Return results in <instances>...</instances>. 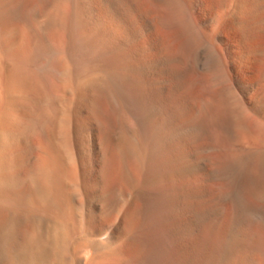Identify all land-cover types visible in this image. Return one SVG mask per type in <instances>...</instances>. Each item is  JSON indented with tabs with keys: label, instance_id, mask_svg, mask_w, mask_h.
<instances>
[{
	"label": "bare ground",
	"instance_id": "obj_1",
	"mask_svg": "<svg viewBox=\"0 0 264 264\" xmlns=\"http://www.w3.org/2000/svg\"><path fill=\"white\" fill-rule=\"evenodd\" d=\"M199 4L0 0L2 263L72 264L79 234L139 245L148 221L178 235L183 264H214L218 199V264H264V0L219 4L234 68ZM42 56L66 65L46 74Z\"/></svg>",
	"mask_w": 264,
	"mask_h": 264
},
{
	"label": "rangeland",
	"instance_id": "obj_2",
	"mask_svg": "<svg viewBox=\"0 0 264 264\" xmlns=\"http://www.w3.org/2000/svg\"><path fill=\"white\" fill-rule=\"evenodd\" d=\"M220 2H221V0H200V4L196 7L195 14H194V17L196 18V21L199 23V20H202V21L209 20V21H211L212 19H214L215 20V24L217 25V27L219 29L220 24H221V20H222L221 18H222V11H223L221 9L218 10ZM230 5L231 4L229 3V7H230ZM214 7H215V9H214ZM166 35L167 34H165V36ZM219 35H220L219 36L220 39L223 41L222 47L225 49L224 50L225 51L224 54L229 55L228 57H229V59L231 61L230 63H231V65L234 68L235 67V62H236L235 55L237 53L236 41H235V40H237L236 34L231 32V31H229L228 30V26L226 24H224L219 29ZM230 35H231V37H230ZM213 46L216 47V44H213ZM58 58L57 57L42 56L38 60L39 64L43 65L42 69L44 70V73L50 72L51 69L55 68V67L57 69H60V70L62 68H64L62 66L66 65V60L63 59V57H58ZM59 60H61V61H59ZM65 74H66V70L63 72V75L60 76L62 81H64V79H65L64 78ZM191 81H193V80L191 79ZM207 111L206 112L203 111L202 114H203V118H205L204 122H206L205 124H206V126L208 128V133H209L208 134L209 135L208 142H209V145H211L213 148H216V149L217 148L218 149H222L226 144L224 142V139L222 138V135H221V132H220V128L216 127V125H213V123L211 122L212 115L214 114V112L216 110L212 109V110H207ZM218 129H219V131H218ZM192 152H191V154H189L185 158L186 160H188V161L194 160L195 161V160L198 159V157L200 156V153H198V152H193L192 153ZM196 154H197L198 157L195 156ZM210 155L212 157V155H214V151H211ZM191 156H194V157L191 158ZM188 158L191 159V160H189ZM18 182L19 183H17L16 186H18V185L21 186V184L22 185L26 184V180L25 179H21ZM211 183L214 185L215 181H211ZM212 200L213 201L210 200V202H209L212 206L209 205L210 207H208V215L210 214L209 213L210 208H212L214 206V209L212 208L213 210L211 209V211H210L211 213L212 212L213 213L210 214L209 216L213 215L212 217L214 218V217H216L215 215L217 214L218 218H216V219L214 218L213 221L215 223H218L217 225L218 226L220 225V227H217V225L215 224L216 227H214V228H216V230H213L214 228L212 226L214 224L211 225V228L208 226L209 223L211 224L213 222L211 220L212 219V217H211L210 221H212V222H209V219H208L207 226H206V228L203 229L204 231L206 230L208 233H205L203 231L204 234H203V232H202V234H203V236L206 235V236H204L205 239H208L210 241V250L212 249L213 254H214V258H213L212 262H214V264H218L219 261H220V256H221V251H222V248H221L222 225H221V222H218L219 218H220V215H221V212L219 213V211L222 208V203L217 201L218 199L216 201L214 199H212ZM214 201L216 202V204L214 203ZM217 203H220L221 206L218 207L219 204L217 205ZM214 211L215 212L217 211V213H215ZM221 211H222V209H221ZM218 214H220V215H218ZM147 222H145V223H147ZM151 222H153V221H151ZM145 223L143 224L144 228L141 227L142 224L138 227V228L142 229V230L138 229V230H141V232L140 231H138V232L141 233L140 235L142 237L138 243H140L142 245H140V244L138 245L137 243H135V245H134V243L130 244V242L128 243V241H125V239H122V238H120L122 241H118L119 239L118 240H116V239H114V240L113 239H101L99 237H94V236H91V235L86 236L85 234L84 235H81V234L73 235L71 237V240H70L71 244L69 243V253H70L71 258H73L72 264H77V263L78 264H88L89 261H91V263L93 262V263L100 264L101 260H100V262H99V260H97V262H96V259H98L99 257H101L100 259H102V260L104 259L101 262V264L102 263L104 264L105 261H106L105 264H110V263L111 264H154V263L155 264H183L184 261L187 260L185 246L182 245L180 242H178L179 241V240H177L179 238L178 235L172 234V233H168V231H166L167 230L166 227L164 226L165 227L164 228L162 224H161V227H160V224L156 223V222H155L154 225L152 223L148 222L151 225H147L148 224L147 223L146 226H145ZM207 227H208V229H207ZM164 229H166V230H164ZM81 237H82L83 240L81 239ZM87 237H88V239H87ZM102 240L105 241V242L106 241H108V242L105 243ZM112 240H113V242L116 241V243L114 244L112 242ZM123 242H126L127 244L126 243L123 244ZM86 243H87V245H86ZM111 243H112V245H110ZM81 244H83V246H86L85 249H87V247L89 248V249H87V253H86V251L84 252L85 249L83 248V246L81 247L82 249L77 247V246H81ZM88 244H89V246H88ZM102 244H104V245H102ZM125 244L128 245V248H130V245H131L130 249H132L133 245L135 246V248H133L131 251H130V249L127 250V248H126L127 246ZM136 244H137V248H136ZM123 245L126 246V247L124 246V248H126V250L122 247ZM76 248H78V249H76ZM97 248L99 250H97ZM102 248H105V249H102ZM75 249L78 250V251H76ZM73 250H74V252H72ZM76 252H78L79 259H77L78 256H77ZM90 253H91V257H88V256H90ZM182 253H184V254H182ZM101 254H102V256H101ZM197 254L199 255V253H197ZM197 254L195 253L194 256H193V259H192L194 261V264H199L200 263V261H199L200 259L198 258ZM97 255L99 257H97ZM76 256H77L76 259L79 260V261L74 259ZM93 257H95L96 259H94ZM112 257L114 259H116L115 263L113 262ZM88 258H90V259H88ZM91 259L94 260V261H92ZM196 260H198V261L196 262ZM74 261L77 262V263H75ZM1 263H2V261L0 260V264ZM2 264H7V263L3 262Z\"/></svg>",
	"mask_w": 264,
	"mask_h": 264
}]
</instances>
